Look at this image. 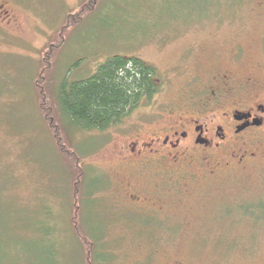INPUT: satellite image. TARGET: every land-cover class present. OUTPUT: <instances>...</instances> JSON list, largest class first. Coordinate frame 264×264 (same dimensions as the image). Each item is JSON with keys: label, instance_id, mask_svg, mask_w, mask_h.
Masks as SVG:
<instances>
[{"label": "rangeland", "instance_id": "1", "mask_svg": "<svg viewBox=\"0 0 264 264\" xmlns=\"http://www.w3.org/2000/svg\"><path fill=\"white\" fill-rule=\"evenodd\" d=\"M6 1L0 264H134L152 253L153 264H264V154L249 143L258 158L207 180L191 123L211 127L253 101L264 77V0ZM84 2L92 5L81 14ZM114 55L155 67L159 92L104 131L75 129L64 118L66 132L54 99L59 84L69 73L71 81L89 77ZM41 102L53 117L43 116ZM224 121L237 150L241 136ZM55 123L62 136L49 129ZM176 130L190 135L178 164L149 144Z\"/></svg>", "mask_w": 264, "mask_h": 264}, {"label": "trees", "instance_id": "2", "mask_svg": "<svg viewBox=\"0 0 264 264\" xmlns=\"http://www.w3.org/2000/svg\"><path fill=\"white\" fill-rule=\"evenodd\" d=\"M90 5L92 3L84 2L80 13L88 11L87 7H90ZM61 32L62 34L59 33L61 37L65 36L68 33V27H63ZM51 63L53 62L50 59L42 66L43 73L40 78L43 82L45 81V84L47 80L45 74L51 69ZM69 74L61 81L55 91L54 99L57 106L52 99L56 106L57 115L60 116L61 114L63 118L62 121L61 117L60 119L58 117L64 126L61 122L60 125L66 132L69 128L64 118L68 121L69 126L75 129L104 131L121 123L144 101H151L160 90L158 70L134 56L114 55L105 62L100 63L96 71L90 74L89 77L71 81ZM46 95L48 94L46 93ZM40 99L43 98L40 97ZM47 106L44 107L43 102H41L40 108L43 116L46 117L49 114L53 117L50 113L51 108L49 106L47 108ZM58 124L55 126V123L54 127L49 129L55 131L56 128V131L62 136V129L58 128ZM57 146L59 147V144ZM59 149L61 148L59 147ZM84 176V171L81 169L79 182H83ZM78 227H80L79 221L75 228ZM80 240L86 246V249H89L88 244H91V242L88 238L84 236Z\"/></svg>", "mask_w": 264, "mask_h": 264}, {"label": "flooded vegetation", "instance_id": "3", "mask_svg": "<svg viewBox=\"0 0 264 264\" xmlns=\"http://www.w3.org/2000/svg\"><path fill=\"white\" fill-rule=\"evenodd\" d=\"M7 1L0 0V27L6 26L9 19L12 17L10 10L6 8ZM260 73H264L262 70ZM264 76V74H261ZM252 102L249 106L245 108H234L222 114L223 119H229L232 122L233 133L236 136H241L238 138L240 142L237 150L231 149L229 146L228 134L225 132V121L222 120L219 123L212 120L211 127L209 125L202 124L197 120H192L194 123L192 137L193 144L196 147L205 148L204 151H200L198 154L204 159L205 174L202 177L207 178V180L216 179L217 175L216 169L221 173L230 170L246 168L250 165V162L258 158L257 155L260 151L261 155L264 154V77L259 76L253 85ZM204 108V107H203ZM201 108V110H204ZM246 133L247 135L242 136ZM189 132L187 130H176L174 132H165V134L160 133L155 139H151V149L153 153H158L161 149H166L173 159V163H180L179 156L181 154H187L184 151H179L180 147L183 146L184 142L189 139ZM255 143L259 151L250 152L246 145L249 143ZM158 145V149H153L152 146ZM230 148V149H229ZM160 151V152H161ZM224 155H229L227 158H223ZM229 158V160H228ZM253 164V163H252ZM224 169V170H223ZM238 169V170H239ZM140 193V192H138ZM130 199L135 204L139 203V195L136 193H131ZM138 205V204H137ZM158 251L156 250L154 254ZM153 253L146 257L147 259L143 262L142 260H135L134 264H153L150 261L153 258ZM162 264H195L192 261L185 259H173Z\"/></svg>", "mask_w": 264, "mask_h": 264}]
</instances>
